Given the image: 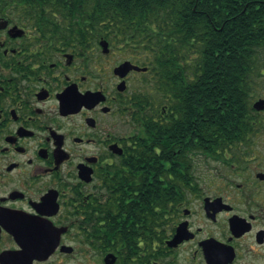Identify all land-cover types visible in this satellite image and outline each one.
Returning a JSON list of instances; mask_svg holds the SVG:
<instances>
[{"label":"flooded vegetation","instance_id":"1","mask_svg":"<svg viewBox=\"0 0 264 264\" xmlns=\"http://www.w3.org/2000/svg\"><path fill=\"white\" fill-rule=\"evenodd\" d=\"M97 8L0 0V264H264V132L214 148L196 108L172 132Z\"/></svg>","mask_w":264,"mask_h":264},{"label":"trees","instance_id":"2","mask_svg":"<svg viewBox=\"0 0 264 264\" xmlns=\"http://www.w3.org/2000/svg\"><path fill=\"white\" fill-rule=\"evenodd\" d=\"M88 1L100 9L103 31H118L145 56L156 91L182 103L172 132L191 134L193 108L199 141L219 134L214 148L264 132V115L251 104L264 76V0Z\"/></svg>","mask_w":264,"mask_h":264},{"label":"water","instance_id":"3","mask_svg":"<svg viewBox=\"0 0 264 264\" xmlns=\"http://www.w3.org/2000/svg\"><path fill=\"white\" fill-rule=\"evenodd\" d=\"M103 52L104 53H108L109 50H108V46L106 43H103ZM133 66H130L128 63H125L123 65H121L120 67H118L116 69V72L119 73L120 75H123L125 74V72L127 70H129L130 68H132ZM253 109L256 110V111H262L264 110V99H259L257 100L254 104H253Z\"/></svg>","mask_w":264,"mask_h":264},{"label":"rangeland","instance_id":"4","mask_svg":"<svg viewBox=\"0 0 264 264\" xmlns=\"http://www.w3.org/2000/svg\"><path fill=\"white\" fill-rule=\"evenodd\" d=\"M264 73V72H263ZM254 94L251 99V104L257 101L258 99H264V96H260L264 94V76L258 77L256 81V85L253 88ZM264 115V112H261Z\"/></svg>","mask_w":264,"mask_h":264}]
</instances>
